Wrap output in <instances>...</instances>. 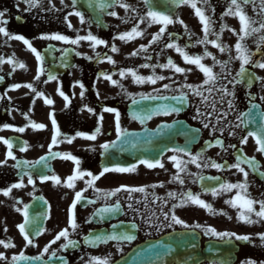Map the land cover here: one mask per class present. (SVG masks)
<instances>
[{
  "label": "flooded vegetation",
  "instance_id": "1",
  "mask_svg": "<svg viewBox=\"0 0 264 264\" xmlns=\"http://www.w3.org/2000/svg\"><path fill=\"white\" fill-rule=\"evenodd\" d=\"M39 2L40 7L29 9L24 0H0V11L5 12V16L2 19L9 21L5 27L11 34L22 35L31 42L32 46L43 56V68L45 69L40 80H36L38 62L35 55L28 50L23 42L10 40L0 34V57H4L5 60L15 57L16 61L26 65L24 69L16 67L13 70V65L8 63L0 64V77L3 78L0 80V138L13 140L12 153L16 157V160L6 158L8 148L0 142V240L6 242L10 240L15 244V247L8 249L0 245V252L4 253L9 261L13 255L19 254L20 251H24L28 256L39 255L42 249L59 231L68 227V209L73 202L75 192L83 190L86 187L85 181L89 179V177H84L77 180L74 189L62 186L67 177L73 174L75 165L70 160L65 161L60 158H53V160L49 158L47 164L51 171H47L42 165L38 166L36 170L43 174H55L60 177L62 182L60 185H55L51 180L42 183L36 171H33L35 185H29L28 176L24 175V172L26 170L30 171V169H26L22 165L20 168L13 167L17 160L35 162L49 154V146L53 136L51 122L53 115L62 133V136L58 138L62 142L52 147V151L55 153H67L77 157L82 162L80 165L81 169L91 171L93 174H99L104 166H111L109 164L114 163L107 160V155L111 151L112 153L126 151V148H131V146H126L129 141L137 144L136 149L152 147L154 140H157L158 137L163 138V136L154 135L155 130L160 125H174L175 122L180 121L186 122L194 129H200L199 140L190 150L193 155L201 153L205 160L215 161L220 164H225L226 162L228 165H231L236 162V156L242 152L246 157H255L260 166V171L264 172V154L256 151L257 145L255 140L249 137L247 144H241V138L247 135V131L243 127H226L228 124L236 123L237 113L248 111L252 102L261 105L262 111H264V102L260 99L261 96H264V85L259 81H254L250 87L243 84L236 87L235 110L229 111L226 104L223 106L217 105L220 111H228L229 114L227 121H223L221 118V123L217 125V131L212 132L211 124L215 123V118L212 119L210 127L205 129L201 121H208L204 117L195 118L196 108L200 107L201 111L204 112H209L210 109H206L200 104L199 97L191 94H189L187 109L179 113V115L175 113L167 116L155 115L152 119L141 124L139 120L131 118V112L133 111V108L130 107L132 104L131 99L124 94L120 86H113L102 75H111L113 80L118 81L119 85H122L123 89L128 93L136 95L137 99H139L137 94H155L154 90L163 89L164 84H169L172 89L179 88L185 92L187 90L181 87L184 83L202 84L204 80L203 73L194 65L185 64L175 50L167 49L165 45L169 42L177 43L181 47L187 46L185 50L190 55H203L205 50H207L220 61L229 60L231 57L229 67L232 75H235L239 70V61L235 60L236 52L234 47L237 42V36L228 30L220 33L221 25H227L229 29H234L239 33L240 24L237 18L229 16L221 20L223 12L228 7L229 0H209V5L207 6L200 3L197 5L198 7H203L205 14L211 17L213 21L212 30L214 33L220 34L219 42L226 45L229 49L228 51L221 53L219 49L212 47L211 44L201 45L197 43V40L202 39L204 35L202 25L196 17L194 10L182 4L176 11V14L172 12L170 15L174 20H182L184 22L183 25L179 22L169 25L160 41L148 47L146 53L140 52L136 56H132L131 54L137 51L141 45H149L153 35L158 33L161 27L158 24L149 26L147 20L144 23L140 22V17H146L148 11V7L143 0H119V2L130 6L128 11L120 7L119 3L114 0L111 8L97 13L96 17H99V25L96 22L81 24L77 16H69L68 13L74 10L69 0H64L63 4L61 0H51V3H49V0H39ZM260 2L261 0H256V11H253V5L251 4L245 6V11L253 19H259L257 12L259 11ZM153 6L156 8L160 7L161 3H153ZM212 9L215 10L214 13ZM75 10H79L84 14L85 21H96L92 12L82 8H76ZM113 11L117 14L115 17L108 14ZM17 17L20 19H17ZM65 17H67V21ZM69 23L72 26L71 28L68 27ZM136 25H139V30L144 33L142 37H137L128 42L115 39L120 34L131 31ZM185 25L187 26V31H185ZM89 32L104 40L107 46L98 45L93 48L89 41H81L79 45H67L60 41L39 39L41 35L57 33L66 35L70 39H75L77 35L86 36ZM169 36L172 37L171 40H169ZM209 39L214 40L216 36L210 35ZM256 40V36L246 40V44L252 52L256 51ZM113 45L118 49L117 52L111 51ZM65 48L69 49V54L62 61L63 51H57V49L62 50ZM77 52L80 53L79 56L76 55ZM158 53L159 55H157ZM146 56H151V60L145 59ZM107 57H111L115 61V64L108 63ZM169 57L178 66L191 69L190 72L186 73L187 79H185L184 75L174 73L170 69L164 70L160 68H156V75H164L165 77H172V79L158 81L155 85L148 83L140 85L133 83L131 76H126L122 79L119 75L121 69H134L137 70L139 75L147 77L153 74L152 68H141V64H165ZM253 59L261 60L262 58L258 54ZM202 63L206 66H212L213 61L211 57H208ZM65 64L67 66H64ZM213 71L219 73V65ZM248 72L257 77H264V70L259 68L248 66ZM49 73L53 75L59 73V76H56L57 79L55 81L45 83ZM222 82L227 83L226 80ZM27 84L33 85L37 92L44 93V96L50 98L53 104L47 105L43 97H37L36 93L31 89L23 87V85ZM80 84L84 86L83 89L80 87ZM14 85H21V87L14 88ZM229 87L231 88V86ZM58 89L68 97V101H65L58 94ZM82 91L84 93L83 97H81ZM161 94L179 95L178 92L167 90L162 91ZM250 95L256 98L255 101H250ZM168 103L174 104L172 101ZM160 104L148 107L156 108ZM106 107L116 109L120 113V125L122 129H126L129 133H136L137 135L128 138L124 146L116 145L115 148L110 149L109 153L105 155L100 145L117 141L115 113L104 112L103 109ZM87 109H91L92 111L89 112ZM100 117H103V119L101 120ZM30 122L43 124L45 125V129L34 130L29 126ZM4 125H8L9 127L4 128ZM97 127L100 128V134L97 135L94 141L76 136L78 132L89 135L94 134ZM14 128H24L25 131L22 133L16 132L12 130ZM219 128H225L223 135L220 134ZM171 129L164 130L163 135L167 140L174 136V126ZM230 131L234 135H229ZM63 137H75V139L72 143H67L63 142ZM123 137L126 136H122L121 139ZM216 139L224 142V149L218 146L209 147L206 145V142L212 141L214 143ZM179 142L181 141L179 140ZM25 144H27V150L20 151V148ZM229 145H235L236 147H229ZM173 155H178V159H188L183 154L168 151L161 159V162L164 164L163 169L158 167L149 169L137 163L138 167L134 173H108L96 182V187L103 190H113L121 185L146 187L148 200L151 201L153 195L164 197L167 201L164 211H168L174 203L179 202L178 200L168 199L169 192H174L178 196L180 193L188 191H191L193 194L202 193V184L199 181L193 183V180L199 175L219 176L222 181L230 183L242 182L244 179L243 175L237 172L236 169L225 168L218 171L211 166L197 168L194 164H188L187 172L180 174L184 180V184L181 185L178 182L169 183L177 173L174 162L170 160V157ZM5 161L6 163H3ZM201 164L203 165V161H201ZM241 166L249 173L248 192L251 197L257 200H264V178L257 172L252 171L247 164H242ZM188 173L194 175H188ZM21 177H23L25 187L13 189L8 196H4L3 190H6L14 183H19ZM160 184L164 186L155 189L148 187ZM203 185L218 187V184L212 181H204ZM127 195V193L121 192L118 194V197H113L109 201L110 203H114L119 198L127 215H117L116 218L104 224L85 223L95 208L103 206V201H98L96 205L78 204L76 218L80 224V228L70 238L78 240L80 242L79 247L58 252V255L64 256L68 264H84V261L80 259L81 256H84L85 260H87L88 256L106 257L111 254V264H113L133 246L141 242L158 238L172 231L186 230L179 225H175L174 228H163L160 232H156L154 229H150L144 225L139 216H135V222L139 225V230L134 233L136 239L131 243H123L121 245L123 248L122 253L117 252L115 242H109L106 245L101 244L97 247L85 246L82 237L88 235L89 232H97L102 229L110 230L112 223L120 221H123L125 225L133 222L134 214L128 212L126 207ZM132 195L134 197L132 202L135 203L136 200L143 201L145 194L134 193ZM234 195L235 190L218 195L215 199H213L211 194H201L200 198L211 204L216 212H224L226 215H212L205 209L191 204L186 207L177 208L175 214L190 225L200 224L202 227H212L217 231L234 232L238 235L252 237L250 242L236 241L234 238L230 242L239 247L237 260L234 264H242L243 261L249 259L256 261L257 264H261V262H264V241L259 239V235L264 234V222L248 225L238 221L237 214L240 210L224 202L227 199H231ZM34 196L43 197L48 201V206H45L39 200H34ZM85 197L87 199H95L96 194L89 188L85 193ZM17 200L21 201V203L16 204ZM24 205L32 206L29 209L31 216H42L46 210L49 213L50 218L39 221L40 225L46 229V232L34 238L36 247L26 246V242L17 227V225L23 223V216L15 209L20 208L23 210ZM136 206L140 208L141 212L144 211L143 204ZM161 206L162 202L159 200L156 204L149 203V208L155 209L157 215H159ZM255 207L259 210V205ZM187 230L197 231L201 235L202 246L208 241H218L214 237L204 235L201 229ZM149 232L151 233L150 235L147 234ZM64 242L61 239L57 244L52 245L51 250L58 249L60 244ZM44 259L47 260V257H44ZM54 261L57 262L59 260L54 259ZM0 264H5V262H0ZM203 264L217 263L205 262Z\"/></svg>",
  "mask_w": 264,
  "mask_h": 264
},
{
  "label": "snow or ice",
  "instance_id": "2",
  "mask_svg": "<svg viewBox=\"0 0 264 264\" xmlns=\"http://www.w3.org/2000/svg\"><path fill=\"white\" fill-rule=\"evenodd\" d=\"M24 2L28 5V8H34V7H40L39 0H24ZM64 0H61V3L63 4ZM79 0H72V7L73 11L69 12L68 15L72 16L75 15L79 18L80 23H93L96 22L98 25L100 23L99 20L96 21H85L84 14L79 11L75 10L76 6L78 4ZM117 3H119V6L124 8L126 11L129 10V5L126 3L119 2V0H116ZM145 5L148 7V11L146 13V17H140V22L144 23L146 20L149 23V26L152 24H158L161 25L160 30L158 33L153 35L152 40L149 42V45H141V47L133 52L131 55L136 56L140 52H147L148 47H150L152 44L158 42L161 40V38L164 36L166 29L169 25L179 22L183 25L182 20H174L173 17L170 14H167L164 11H158L155 10L153 6V0H143ZM163 3H167L168 0H162ZM172 3H175L177 5L183 4L191 7L194 10V13L196 17L199 19L200 24L202 25V31L204 33L202 39H198L197 43L201 45H208L211 44L212 47L219 49L221 53H224L228 51V47L226 45H223L220 43V34L214 33L212 30V19L210 16L205 14V10L203 7H198V3L201 5L207 6L209 5V0H171ZM49 3H51V0H49ZM85 3L87 6L91 9H99L100 11H104L107 8H111L113 4L111 2H108V0H85ZM253 5V11H256V0H229V4L227 9L223 12L221 16V20H223L224 17H235L238 19L240 24L239 33H237L234 29H229L227 25H221L220 33H223L225 30L232 31L234 35L237 36V42L235 44V60L239 61V70L235 73V75H232L231 69L229 67V64L231 62V57L229 60L226 61H220L215 56H212L210 52L205 50L203 55H190L186 50L185 47L179 46L177 43L169 42L165 45L167 49H173L175 52L183 59L184 63L187 65H194L201 73H203L204 80L202 84L194 85L189 83H184L181 85L183 89H186L187 91H181L179 88L172 89L169 84H164L163 89H155V94L152 93H139L137 94L139 96V99L136 98V95H133L131 93H128L126 90L123 89L122 85H119L118 81L113 80L111 75L102 74L104 76V79L109 80L113 86H120L122 91L125 95H127L131 101L132 104L130 107L133 108V111L131 112V118L134 120H139L141 124H144L147 120H150L155 115H171L173 113L179 115V113L182 111V107H177L176 105L180 106H186L188 103L189 94L197 96L200 98V104H202L206 109H210L209 112L201 111L200 107L196 108V117H204L206 121H201L203 124V127L205 129H208L210 127V123L213 118H215V123L211 124V131L215 132L217 131V125L221 123V118L223 121H227L228 119V111H220V109L217 107V105L223 106L224 104L227 105V109L229 111L235 110V89L238 85H246L251 86L254 81H259L262 85H264V77H257L254 74H251L248 72V66L259 68L264 70V0H261L259 5V11L257 12V15L259 19H253L250 17L247 12L245 11V6L247 5ZM214 13V9H212ZM111 16H116V12H110L108 13ZM5 16L4 11H0V34H2L4 37L10 39V40H17L23 42L24 45L27 46L28 50H30L34 55L38 62V69H37V75L35 77L36 80H40L41 75L44 74L45 69L43 68V56L41 53L32 46L31 42L26 39L22 35H13L11 34L7 28L5 27L9 21L2 19ZM17 19H20L17 17ZM65 20L67 21V17H65ZM68 27L71 28V24H68ZM185 31H187V26L185 25ZM144 33L139 30V25H136L131 29V31L120 34L119 36L115 37V39H119L121 41L128 42L130 40H133L137 37H142ZM215 35L216 39L210 40L209 36ZM256 36V51L252 52L249 50L246 40L250 37ZM171 36H169V40H171ZM39 39H47V40H55L60 41L67 45H79L81 41H89L91 42L93 48H95L98 45H106V42L102 39H99L98 37L91 34V32L88 33L86 36H80L77 35L75 39H70L66 35L62 34H52V35H41ZM191 39V36H190ZM57 51H63V56L61 57L62 61L65 60V58L69 54V49H57ZM112 52H117L118 49L115 47V45L111 48ZM163 51V49H162ZM261 56V60H254L253 57L256 55ZM76 55H80L79 52L76 53ZM159 55V53L157 54ZM211 57L213 64L212 66H206L204 63H202L203 60L206 58ZM90 59V58H89ZM145 59L151 60V56H146ZM103 62V61H101ZM107 62L110 64H115V61L112 60L111 57H107ZM8 63L10 65H13V70H15L16 67H19L21 69H24L26 67L25 64L22 62L16 61L15 57L9 58L7 60L4 59V57H0V64ZM219 65L220 72L216 73L213 71V69ZM64 66H67L66 64ZM141 68H152V75H149L147 77L139 75L137 70L134 69H121L119 72L120 77L123 79L126 76H131L133 83L135 84H152L155 85L158 81H164L165 79H172V77H165L164 75H156L155 70L156 68L164 69V70H172L174 73L181 74L185 76V79H187L186 73L190 72L191 69H185L183 67L178 66L172 58L167 59V63L165 64H159L156 63L154 65H150L148 63H144L140 65ZM227 69V71H226ZM231 77V79H229ZM3 78L0 77V80ZM57 77L51 73L48 74V79L45 81L51 82L55 81ZM227 81V83H223L222 81ZM231 86V88L229 87ZM21 85H14V88H19ZM23 87H27L31 89L34 93H36L37 97H43L44 102L47 105H52L53 101L50 98H47L44 96V93L37 92L36 89L31 84L23 85ZM80 87L83 89V85L80 84ZM172 91V92H178L179 95L173 94V95H162V91ZM207 93V94H205ZM58 94L62 96L65 101H68V97L58 89ZM84 93L81 92V97H83ZM250 101H255L254 96H249ZM261 101L264 102V96L260 97ZM143 101H174L175 104H162L156 108H150L147 106L140 107L142 105ZM89 112H91V109H87ZM255 110V112H253ZM104 112L109 113H115L116 117V135H117V141H113L111 143H104L100 145L103 154H108L110 149H113L116 147L118 142H121L122 136L127 137H134L137 134L136 133H129L126 129H122L120 125V113L113 108H104ZM27 118V117H26ZM102 120L103 117H100ZM51 122L53 126V136L51 140V144L49 146V154L47 156L41 157L40 160H37L35 162L30 161H16V164L13 165V167L20 168L21 165L26 168L30 169V171L24 172V175L28 176V184L29 185H35V181L33 179V171H36L38 166H43L44 169L47 171H51V169L48 167V160L49 158H60L65 161H72L75 165V169L73 171V174L67 177V180L63 182L64 187L74 189L75 188V182L79 179H83L84 177H89L85 181L86 187L81 191H76L75 196L73 199L72 204L70 205L68 209V227L62 229L59 231L55 237L42 249V251L39 253V255L36 256H28L25 254L24 251H20L19 254L13 255L11 257V260L9 261L7 257L4 255V253L0 252V262H5V264H21V262H24V264H34V262L39 261L40 264H49V261L52 260H60L63 262V264H68V261L65 259L64 256L58 255V252H64L68 249H76L79 247L80 242L78 240L70 238L73 234L77 233L78 229L80 228V224L77 222L76 218V208L78 204H84V205H96L98 201H103V206L97 207L94 209V211L91 213V215L86 219L85 223L92 224V223H104L105 221H110L114 218H116L117 215H127V212L124 211V207L122 206L121 200L117 198L114 203H110L109 201L113 197H118V194L121 192L127 193V203L126 207L128 212H131L134 214L133 222L125 225L123 221H120L118 223H112L110 230H99L95 233L89 232L88 235L83 236L82 239L84 241L85 246L88 247H97L101 244H108L109 242H115L116 243V250L117 252L122 253L123 248L121 245L123 243H131L136 239V235L134 234L136 231L139 230V225L135 222V216H139L141 221L144 225H146L150 229H154L156 232H160L163 228H174L175 225H179L184 229H201L204 232V235L211 236L216 238V240L222 242V243H230L233 238L236 241H243V242H250L252 240V237L248 235H238L234 232H228V231H217L215 228L212 227H202L200 224H188L183 219L179 218L175 214V210L177 208L186 207L189 204L198 206L200 208L205 209L212 215H226L224 212H216L212 205L201 199V194H211L213 199H215L218 195L230 193L233 190H235V195L231 199L225 200V204H228L229 206L233 208H237L240 211H238L237 219L240 222L246 223L248 225H253L259 222H264V200H257L255 198H252L250 193L248 192L249 188V182H248V176L249 173L246 171L241 165L247 164L252 171L257 172L262 178H264V172L260 171V166L258 162L256 161L255 157H246L241 152L240 155L236 156V162L234 164L228 165L226 162L225 164L216 163L215 161L211 160H205L204 157L201 155V153H196L193 155L187 147L178 148V147H171L168 149V151H172L177 154H183L184 156L188 157L187 160L178 159V155H173L170 157V160L174 162V167L177 170V173L175 176L172 177V180L169 181V183L172 182H178L181 185L184 184V180L181 178V173L187 172V166L188 164H194L197 168H207L211 166L212 168H215L216 170H222L225 168L230 169H236L237 172L241 173L243 175V181L237 182V183H230L227 181H222L221 177L219 176H203L199 175L196 177L195 180H193V183L200 182L202 184V193L201 194H193L191 191L180 193L178 196L174 192L168 193V199L171 200H178V203H174L168 211H164V207L166 206V199L164 197H157L153 195V198L151 201L148 200V193L146 187H129L125 185H121L120 187H117L113 190H103L98 187H96V182L99 181L102 177H104L108 173H134L138 167L137 164H133L131 166H120V165H113V166H104L99 174H93L91 171H84L81 169V161L67 153H55L52 151V147L56 146L58 143L62 142L59 137L62 136V133L60 132L57 122L54 118V115L51 117ZM258 124V127L255 128V130H250L247 132L246 136H243L241 138L240 143L241 144H247L248 138L251 137L255 140V143L257 145L256 151H258L261 154H264V111L261 110V105L252 102L250 104V107L248 111L237 113L236 115V123L234 124H228L226 127L228 128H245L247 129L249 125ZM30 127H32L34 130H43L45 129V125L38 124L34 122H30ZM174 125L171 124H162L160 125L156 130L154 135L162 136L164 134L165 129H171ZM4 128H8V125H4ZM16 132H24V128H14L12 129ZM147 131V129H145ZM191 131L198 133L200 129H192ZM220 134L223 135L225 128H219ZM100 134V128L97 127L94 134H85V133H77L76 136L81 137L86 140L94 141L97 138V135ZM229 135H234L233 132H229ZM75 139V137H63V142L72 143V141ZM0 142L5 144L8 148V151L6 153V158H10L12 160H16V157L12 153V147L13 142L7 139L0 138ZM131 144V147L133 149L137 148V144L135 142L129 141ZM151 143V141H149ZM206 145L209 147L212 146H218L222 149H224V142L220 139H216L213 143L212 141L206 142ZM229 147H236L235 145H229ZM27 150V144H25L23 147L20 148V151H26ZM201 161H203V165L201 164ZM3 163H6L3 162ZM139 164L146 166L149 169L153 168H164V164L161 162L160 158L155 159H139ZM36 174L39 176L41 182L49 181L51 180L55 185H60L61 179L60 177L56 176L55 174L47 175L43 174L42 172L36 171ZM188 175H194L192 173H188ZM204 181H212L215 184H218L217 186H204ZM163 184L160 185H150L148 187H151L152 189H155L157 187H163ZM25 187L23 183V177H21L19 183H14L10 187H8L6 190H3V195L8 196L13 189H20ZM91 188L92 191L96 194L95 199H87L85 197V193L88 191V189ZM134 193H142L144 195V200H136L135 203H133V195ZM182 197V198H181ZM34 200L41 201L45 206H48V201L45 200L43 197H33ZM162 202V206L160 208L159 215H157V212L155 209L149 208V203L156 204L157 201ZM21 201L17 200L16 204H20ZM143 204L144 211L141 212L140 208L136 205ZM256 205H259V210L256 209ZM31 205H24L23 210L20 208H16L15 210L17 212H20V214L23 216V223H20L17 225L19 232L21 233L24 241L26 242V246H32L36 247L37 245L34 243V238L39 237L43 235L46 232V229L43 228L39 221L41 219H47L49 217V213L46 210L42 216H31L29 213V209L31 208ZM50 208V206H49ZM255 217V219H253ZM230 218V217H229ZM7 231V229H5ZM147 234H151L150 232ZM61 239H63L65 242L60 244L59 248L56 250H51L52 245L57 244ZM259 239L264 241V234L259 235ZM0 245H2L5 249L15 247V244H13L10 240L4 241L0 240ZM191 247L192 249H195L197 245L193 242H190L189 245H184L185 252L187 251L188 247ZM181 246H173L171 244L166 243H157L153 244L150 248L146 249L145 251L151 253L154 250V258L148 261V264H199V261L196 260L191 255H181L179 253V248ZM51 250V251H50ZM142 255V253H137V256ZM44 257H47V260L44 259ZM82 261H84V264H111V254H109L106 257H93L88 256L87 260H85L84 256H81L80 258ZM116 264H125V262L117 261ZM220 264H228V260H222ZM242 264H257L256 261H253L251 259L247 261H243ZM261 264H264V262H261Z\"/></svg>",
  "mask_w": 264,
  "mask_h": 264
},
{
  "label": "water",
  "instance_id": "3",
  "mask_svg": "<svg viewBox=\"0 0 264 264\" xmlns=\"http://www.w3.org/2000/svg\"><path fill=\"white\" fill-rule=\"evenodd\" d=\"M162 154L159 153V155ZM157 155V157L159 156ZM156 157V158H157ZM166 243L171 244L174 247L175 246H181L179 248V253L181 255L187 254L193 256L196 260H201V249L199 245L198 237L195 238L193 234L190 233H174L171 236L165 237L157 242H149L145 245H142L140 247L135 248L131 253H129L125 258L120 260L121 262H125V264H148V261L154 258L155 251L149 253L145 251L146 249L150 248L153 244L157 243ZM190 242H193L197 245L195 249H192L190 246L187 248V251L185 252L184 245H189ZM211 249H217V245L211 246ZM142 253V255L137 256V253ZM207 251H204L202 254H206Z\"/></svg>",
  "mask_w": 264,
  "mask_h": 264
}]
</instances>
